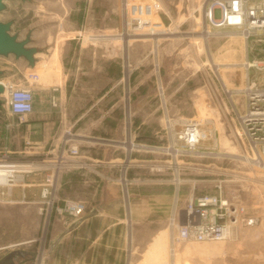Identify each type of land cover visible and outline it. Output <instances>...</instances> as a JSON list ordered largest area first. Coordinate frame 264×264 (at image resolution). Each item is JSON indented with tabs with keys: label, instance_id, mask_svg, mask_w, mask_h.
I'll use <instances>...</instances> for the list:
<instances>
[{
	"label": "rangeland",
	"instance_id": "rangeland-1",
	"mask_svg": "<svg viewBox=\"0 0 264 264\" xmlns=\"http://www.w3.org/2000/svg\"><path fill=\"white\" fill-rule=\"evenodd\" d=\"M132 1L1 0L0 23H8V32L38 55L35 68L26 57L8 59L5 79H0L4 95L6 83L24 85L29 71L38 73L39 82L55 84L53 75L58 82L67 51L77 50L74 44L69 48L67 41L94 43L100 58L112 59L115 69V79L109 82L112 90L102 108L115 107L101 111L107 115L101 130L110 133L117 120L127 130L141 120L157 128L160 119L165 127L166 120L193 117L203 122L209 138L197 152L185 153L171 163L168 155H161L163 202L148 218L152 222L131 226L126 222L98 238L94 229L101 224L88 223L77 230L80 238L75 229L62 242L56 239L75 218L67 203L91 199L76 183V168L55 171L47 198H41V183L51 170L23 175L19 185L0 195V260L20 251L16 264H92L93 260V264H264V165L244 158L248 146L238 135L244 96L237 90L245 84L242 62L264 58V48L254 47L229 28L208 27L203 13L208 0H158V16L144 28H136L135 20H130L135 17L129 12ZM208 28L210 34L205 33ZM249 74H255L254 69ZM32 117L19 119L0 109V155L8 153L34 166L47 163L58 158L67 130L80 150L85 149V138L77 136L76 129L60 127L59 111L50 114L56 126L37 129L35 136L28 128ZM130 163L114 168L115 183L109 182L108 187L111 193L118 191L128 217L133 205L152 198L151 185L144 183L152 166ZM28 176L36 177L35 181L26 180ZM65 176L69 182L62 183ZM218 182L226 197L243 205L236 233L225 241L172 240L176 231L169 218L174 205L182 207L191 193L215 192Z\"/></svg>",
	"mask_w": 264,
	"mask_h": 264
},
{
	"label": "built area",
	"instance_id": "built-area-1",
	"mask_svg": "<svg viewBox=\"0 0 264 264\" xmlns=\"http://www.w3.org/2000/svg\"><path fill=\"white\" fill-rule=\"evenodd\" d=\"M135 17L136 28L147 27L154 16H158V0H135L128 3ZM208 27L229 28L238 32L254 47L264 48V0H208L203 8ZM133 23V21H132ZM131 22L127 24H132ZM246 70L245 84L239 90L244 96V109L238 115L240 139L248 146L247 157L257 164L264 163V58L246 59L242 62ZM250 68L255 74H249ZM39 82V75L29 71L24 85L4 83L6 94L2 96L3 107L10 115L19 119L31 114L34 109L35 93L33 84ZM57 88L53 87L54 92ZM52 105L58 100L54 93L50 95ZM165 127L157 131L160 142L154 145L135 143L138 147L152 150L160 155H168L170 162L185 153L197 152L202 142L209 138L203 122L196 118H180L176 121L166 120ZM177 126V127H176ZM67 137L58 150V158L47 163L19 161L8 153L0 155V195L5 190L19 185L23 175L37 170H51L41 183V198L50 196L53 190L55 171L79 168L83 162L80 144L74 135L65 131ZM73 136V137H72ZM164 140L166 144H164ZM245 141V142H244ZM245 145V144H244ZM248 150L251 155L248 154ZM37 166V167H36ZM153 168L163 169V161L154 162ZM28 185V184H27ZM70 215L80 216L85 210L81 201L67 203ZM169 223L175 229L172 240L176 242L225 241L235 233L243 214V205L238 199L226 197L220 182L215 184L213 193H191L182 207L174 205Z\"/></svg>",
	"mask_w": 264,
	"mask_h": 264
},
{
	"label": "crops",
	"instance_id": "crops-1",
	"mask_svg": "<svg viewBox=\"0 0 264 264\" xmlns=\"http://www.w3.org/2000/svg\"><path fill=\"white\" fill-rule=\"evenodd\" d=\"M67 44L69 48L74 44V48L76 47L77 50L67 51L65 62L60 63L58 82L57 77L53 75L55 84L47 86L44 82H38L33 87L35 93L34 109L31 113L33 117L28 124V128L34 130L31 134L35 136L37 129H51L56 126V121L50 118V114L53 111H59L60 127L74 128L78 131L77 136L85 138L82 144L86 147L81 149L79 157L85 166L76 168L74 172L76 173V183L86 190V192L83 190L82 193H87L91 199H79L84 203L85 210L80 216L72 218V223L56 237L60 242L64 237L72 234L75 229L76 237L80 238L77 230L80 226L88 223L101 224V227L94 229L98 238L103 233L115 230L116 225L126 224V222L129 226L133 223L152 222L149 220L151 215L157 212L156 209L163 202L162 173L153 167H151L150 176L144 177V183L151 185L149 192L152 198L150 202L144 200V204L133 205L134 210L130 211L132 215L130 214L129 217L126 214L125 203L121 202L118 191L111 193L108 190L111 185L109 182H114L112 171L116 166L132 165L131 160L134 161V165H145L142 162H146V165L152 166L154 162L162 160L160 154L150 149L133 147L136 146L135 143L144 145L159 143L160 138L157 131L163 125L162 119L159 120L157 128H149V121L141 120L136 124L131 123V127L124 131L121 120H117L112 123L111 129L109 128L110 133L106 132L105 128L101 130L102 123L107 118V115L101 114V111L107 112L115 107V104H111L107 109L102 108L103 101L112 90L109 82L111 83L115 79L114 61L110 58L101 59L99 50L94 43L89 45L84 41H67ZM27 48L33 49L31 45H28ZM20 57L13 53L0 54L1 80L5 79L4 64L8 62V59L15 58L18 61ZM32 57L35 68L38 58L35 49ZM101 61H104L103 65H101ZM1 80L0 85H2ZM104 81L106 83L102 85ZM52 87L57 89L53 92ZM4 91L2 88L1 101H3L1 94L4 95ZM52 93L58 96V104L55 106L50 103ZM2 107L3 105H0V109ZM123 138L124 140H122ZM124 160L128 162L125 163ZM35 179L36 177L29 176L26 178L30 182ZM67 180L68 176H65L61 182H69ZM16 258H14V262Z\"/></svg>",
	"mask_w": 264,
	"mask_h": 264
},
{
	"label": "water",
	"instance_id": "water-1",
	"mask_svg": "<svg viewBox=\"0 0 264 264\" xmlns=\"http://www.w3.org/2000/svg\"><path fill=\"white\" fill-rule=\"evenodd\" d=\"M1 7V0H0ZM9 24L8 23H0V54L6 55L9 53H13L14 55L23 56L28 59L30 63H33L32 53L34 49H28L25 47V41H19L13 35L8 32ZM0 87V93H1ZM2 101L0 99V105ZM21 254L20 252H11L6 257L0 260V264H15L14 258Z\"/></svg>",
	"mask_w": 264,
	"mask_h": 264
},
{
	"label": "bare ground",
	"instance_id": "bare-ground-1",
	"mask_svg": "<svg viewBox=\"0 0 264 264\" xmlns=\"http://www.w3.org/2000/svg\"><path fill=\"white\" fill-rule=\"evenodd\" d=\"M175 30H176V29H175ZM210 32H211V30H209V28H208V30L205 31V33H207V34H210ZM206 36H207V35H206ZM212 64H213V63H212ZM214 67H215V69H216V68H217V65H214ZM239 89H240V88H238L237 90H239ZM236 92H237V91H236ZM229 93H230V92H229ZM126 107H127V106H126ZM226 139H227V138H226ZM227 144H228V143H227ZM244 158L247 159V160H249V162H250L249 157H244ZM176 164H177V163H176ZM260 164H261V165H264V163H261V162H260ZM237 177H238V176H237ZM238 178L241 179V180H244V177H238ZM245 180H246V179H245ZM121 181L124 182V179L122 178Z\"/></svg>",
	"mask_w": 264,
	"mask_h": 264
}]
</instances>
